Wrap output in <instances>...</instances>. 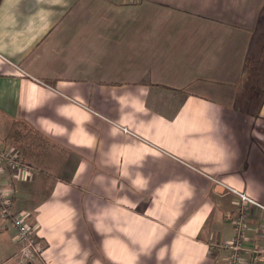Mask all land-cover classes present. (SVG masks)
Here are the masks:
<instances>
[{
	"label": "crops",
	"instance_id": "obj_1",
	"mask_svg": "<svg viewBox=\"0 0 264 264\" xmlns=\"http://www.w3.org/2000/svg\"><path fill=\"white\" fill-rule=\"evenodd\" d=\"M263 6L0 0V182L43 243L31 264L96 263L122 239L151 247L142 264H227L237 197L216 181L264 204V118L211 88L260 58L237 25ZM15 234L0 214V264ZM245 245L240 264H264L263 211Z\"/></svg>",
	"mask_w": 264,
	"mask_h": 264
},
{
	"label": "rangeland",
	"instance_id": "obj_2",
	"mask_svg": "<svg viewBox=\"0 0 264 264\" xmlns=\"http://www.w3.org/2000/svg\"><path fill=\"white\" fill-rule=\"evenodd\" d=\"M139 2L140 0H131L132 4H139ZM205 6L206 5L201 6V11L206 9ZM165 8L167 10H175L177 7L170 5ZM236 8L237 11L241 9H246L247 11L250 10L249 6ZM252 9H254V7ZM258 16L259 20H255ZM238 18L242 17L239 15L236 19ZM243 18H245V20L239 21L237 26H239V29L244 30V37L246 38L248 33H252L254 39L251 42V49H254L256 52L255 55L258 54V44H260V58H257L256 56H253L254 58L250 57L251 62L245 61L244 68L238 69L237 71H228L229 76L224 77L222 80L215 76L211 90L214 91V95L217 94L215 89H223L226 91L225 93L229 94L225 100L221 101L223 104H228L231 107L234 106L237 108H243L244 110L242 111H244V114H246L245 112H248L249 110H253V106H255V113L257 114L260 109L261 117L264 118V6L260 8V11L256 13L255 17L246 14ZM250 18L253 20L249 21L248 19ZM220 64L224 66L226 63L222 61ZM214 72H216V70H214ZM220 72L221 70H219V73ZM225 72L227 71L224 70L223 73ZM230 74L232 78H229ZM233 91L234 93H232ZM248 95L254 96L252 97L254 100L253 102H251L252 100H249V102L246 101ZM220 97L223 99L225 96L220 95ZM52 172L54 173V175H52L54 178L55 176L59 177L62 175L55 167L52 168ZM92 237L94 238V236ZM93 238H90L92 244H94ZM97 241L98 240H95V245ZM125 243L132 248V254L130 255L131 261L129 263L128 261H124ZM104 245V254L108 257V259L104 257L102 258V261L100 260L96 263L86 262V264H142L141 261L146 255V250L151 249V247L143 246L136 242H133L132 244L124 242L123 239L121 241L118 240L115 245H111L110 241L106 240L104 241ZM15 258L14 254L4 257L3 264H13ZM73 264H82V262H73Z\"/></svg>",
	"mask_w": 264,
	"mask_h": 264
},
{
	"label": "built area",
	"instance_id": "obj_3",
	"mask_svg": "<svg viewBox=\"0 0 264 264\" xmlns=\"http://www.w3.org/2000/svg\"><path fill=\"white\" fill-rule=\"evenodd\" d=\"M7 161L14 162L13 156L0 150V163ZM218 185L230 190L237 197L236 210L232 219L234 234L230 240L223 243L229 249L227 264H240V252L245 249V232L248 228V221L251 209H258L264 212V204L257 201L243 191L227 186L216 181ZM0 214L4 217H11V222L16 230L14 236L19 249L15 254L13 264H31L40 255L43 246L35 238L33 230L25 221V217L20 214H11L9 211V193L0 182ZM260 259L264 262V247L259 249Z\"/></svg>",
	"mask_w": 264,
	"mask_h": 264
}]
</instances>
